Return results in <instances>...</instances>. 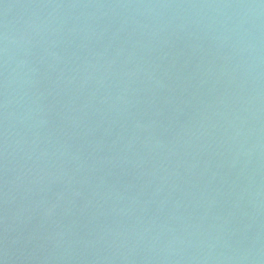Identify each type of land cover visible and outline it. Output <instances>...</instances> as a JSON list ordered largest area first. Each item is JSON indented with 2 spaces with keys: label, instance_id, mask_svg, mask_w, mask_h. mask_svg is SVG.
Masks as SVG:
<instances>
[{
  "label": "water",
  "instance_id": "1",
  "mask_svg": "<svg viewBox=\"0 0 264 264\" xmlns=\"http://www.w3.org/2000/svg\"><path fill=\"white\" fill-rule=\"evenodd\" d=\"M0 264H264V0H0Z\"/></svg>",
  "mask_w": 264,
  "mask_h": 264
}]
</instances>
